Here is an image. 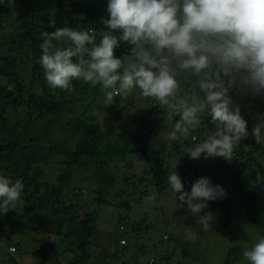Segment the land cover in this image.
<instances>
[{"label":"trees","instance_id":"16d2710c","mask_svg":"<svg viewBox=\"0 0 264 264\" xmlns=\"http://www.w3.org/2000/svg\"><path fill=\"white\" fill-rule=\"evenodd\" d=\"M106 8L107 0H14L13 6L7 0L0 3V174L13 180H23V203H18L21 210L23 206L20 220L44 213L57 217L60 222L58 236L61 245L53 243L54 255L43 251L42 264H103L102 256L108 251V258L109 250L119 255L122 264H191L189 257H186L191 254L187 242L181 243L174 235L160 239L161 245H154L152 249L143 244H134L136 234L145 236L151 230V225L143 227L142 221L126 222L131 231L127 238L111 232L107 239L108 247L100 244V247H104L100 252V260L94 261L98 243L96 240V244L93 243L100 220L98 210L93 207L81 220L80 212L75 215L72 213L77 205L68 204L72 202L69 199L79 198V195L70 192L76 176L91 174L92 170L99 179L107 177L101 179L103 183L114 184L117 179L109 174L126 157L137 159L145 165L150 164V171L141 176L151 177L159 191H165L169 188L167 175L170 169L163 159L164 152H169L171 158L177 159L184 146L191 147L195 143L191 136L198 133L196 130L190 131L186 141H167L166 134L171 130L173 117H169L151 98L146 99L150 106L136 112L138 114L132 119L133 114L127 113L126 108L131 103L120 97L115 98L113 106L120 102L127 104L126 109L121 108L113 113L103 103V92L99 85L92 87L82 80H74V90L70 92L50 88L39 63L42 33H51L64 26L79 29L89 27L99 32L104 29L100 23L101 17L108 18ZM99 39L97 33V42ZM127 52L128 45L123 43L115 49L118 58ZM235 91V88L230 91L233 100ZM128 96L135 99L142 97L138 89ZM142 105L140 103L137 107ZM125 114L128 122L123 135L113 144L115 153L108 150L101 152L98 128L102 125L116 133L120 125L117 120L124 118ZM248 131L249 137L235 148L238 153H234L235 158L231 162L221 161L218 164L221 169L233 166L234 178L248 174L252 164L257 169L251 174L252 178L264 175V144L256 143L250 127ZM197 142H200V137ZM249 149L251 151L248 153ZM59 157L62 158L55 159ZM195 175L192 166L185 167L182 175L185 191L190 190ZM126 190L127 186L123 184L118 196ZM81 199L84 202L88 200ZM144 219L147 220L146 217ZM22 228L17 223L10 235H18ZM127 230L119 228L120 232L126 233ZM2 237L11 239L0 232V241ZM121 238L129 243L121 245ZM15 245L21 253L28 250L22 241ZM14 249L16 252L17 249ZM148 253L150 256L146 258ZM127 254L131 256L127 258ZM12 259L18 261L13 255Z\"/></svg>","mask_w":264,"mask_h":264},{"label":"clouds","instance_id":"9594fccd","mask_svg":"<svg viewBox=\"0 0 264 264\" xmlns=\"http://www.w3.org/2000/svg\"><path fill=\"white\" fill-rule=\"evenodd\" d=\"M7 2L14 5V0ZM106 11L108 18L100 23L107 30L64 26L42 33L39 63L50 88L70 92L74 80L99 85L106 106L138 89L169 117H178L167 141L187 138L206 116L212 132L185 154L192 160L231 162L250 133L230 91L264 97V0H107ZM121 43L128 52L118 58L115 49ZM262 134L264 120H258L251 135L260 143ZM177 167L171 166L167 183L178 207L186 205L196 224L210 230L215 216L205 211L208 202L226 198V191L208 177L185 191ZM23 191L22 178L0 174V212L23 203ZM156 202L155 193L144 197L145 204ZM243 257L249 264H264V237Z\"/></svg>","mask_w":264,"mask_h":264},{"label":"rangeland","instance_id":"374dc122","mask_svg":"<svg viewBox=\"0 0 264 264\" xmlns=\"http://www.w3.org/2000/svg\"><path fill=\"white\" fill-rule=\"evenodd\" d=\"M123 99L127 103H131L126 108H128L127 113L133 114L132 119H134L135 114H138L136 112L150 106L147 104L149 102L146 100L147 98L143 99L140 96L137 99L132 96ZM233 101L241 106V115L251 129L258 123V120H264V97L244 96L236 89ZM127 103L120 102L117 106L110 105L109 109L115 113L121 108L126 109L125 105ZM140 103L143 104L142 107H137ZM100 110L101 107L99 106L98 111ZM201 119L203 123L195 129L199 135L195 133L191 136V138L196 136L197 139L200 137V141L206 139L213 130L209 124L210 118L202 116ZM175 120V117L171 118L173 123ZM127 122L128 117L126 114L124 118L118 119L117 123L120 125L116 133L111 132L110 129L102 125L98 128L97 137L101 152L108 150L112 154L115 153L113 144L119 136L123 135ZM186 139L188 140V137L184 138V141ZM164 142L167 143V141ZM261 142L264 144V134H262ZM187 148L189 147L184 146L181 149V154L179 153L177 159L171 158L169 152H164L163 159L170 170L174 163H178L176 171L181 179L185 167L190 168L192 166L197 175L193 177L192 182L200 177H208L213 185H220L226 191V198L208 202V209L205 211H211L215 216L212 228L206 231L202 226L196 224L195 217L188 213L186 205L179 208L170 186L165 191H159L157 185L152 183L151 177L143 178L141 176L150 171V164L145 165L144 162H139L137 159L131 160L126 157L125 160L117 163L114 172L109 174L116 177L117 180L114 184L103 183L101 179L107 177L99 179V176L93 174L92 170L91 174H85L84 176L80 174L73 181L74 184L70 192L72 195H79L78 200L76 198L69 199L72 202L68 204H76L79 207L72 211L73 215L80 212V219L82 220L85 214L91 212L94 207L98 210L100 216L99 229L93 243L94 245L98 243L96 247L93 246L96 249L94 261H98L101 250L108 247L107 239L111 232L118 234L119 237L127 238L131 231L126 222L130 224L142 221L143 227L151 225V230L145 236L141 234L139 237L136 234L135 238L137 239H135L134 244L137 243L140 246L143 244L152 249L154 245H161L160 239L170 238L171 235H174L181 243L187 242L186 246L190 248L191 254L186 257H189L188 260L191 264H249L243 257V251L250 249L254 243L264 237V214L262 213L264 210V175L259 173L260 176L252 178L251 174L257 170L255 165L252 164L249 166V177L247 173H244V175L234 178L233 166L221 169L218 165L219 162L225 161L224 159L209 158L205 160L202 156L199 160H192L184 152ZM236 151L235 149L234 153H237ZM250 151L249 149L248 153ZM236 157L238 156L236 155ZM60 158L62 157L55 159ZM121 180L124 181L122 182L128 190L124 191L119 197V189L123 186ZM79 187L83 188L80 189ZM190 191L191 185L188 192ZM254 191L255 193L252 195L251 192ZM153 193L157 196L156 204L154 206L145 204L144 197ZM81 198L88 200L84 202ZM21 208L23 210V206ZM9 210L7 213L0 212V232L11 237L8 240L2 237L0 241V264H17L18 261L19 264H42L43 251H49L54 255L53 243L61 245L58 236L60 223L58 218L40 213L26 220H20L22 210L18 203L14 208L10 207ZM145 217L147 220L144 219ZM17 223H20L23 228L16 235L17 237H13V235H10V231ZM119 228L120 230L128 229L129 231L127 230L126 233L120 232ZM125 238L119 240L121 245H126L123 241L129 243ZM18 241H22L28 248L25 251L26 253L22 252L25 254H22L15 245ZM100 244L104 247H100ZM14 247L17 249L16 252L13 251ZM71 250L75 251L74 248H71ZM107 252L102 256L103 264H110V262L112 264H122L123 260L113 250H109L110 256L108 258ZM148 254L146 258L150 256V253ZM12 255L18 260L17 262L12 259ZM130 256L131 254L126 255L127 258Z\"/></svg>","mask_w":264,"mask_h":264},{"label":"built area","instance_id":"2783aa9c","mask_svg":"<svg viewBox=\"0 0 264 264\" xmlns=\"http://www.w3.org/2000/svg\"><path fill=\"white\" fill-rule=\"evenodd\" d=\"M123 243H125V241H123ZM15 249H13V251H14Z\"/></svg>","mask_w":264,"mask_h":264}]
</instances>
